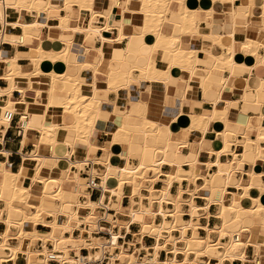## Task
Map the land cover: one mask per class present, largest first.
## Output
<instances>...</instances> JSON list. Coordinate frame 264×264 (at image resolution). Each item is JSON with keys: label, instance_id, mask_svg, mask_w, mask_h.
<instances>
[{"label": "bare ground", "instance_id": "obj_1", "mask_svg": "<svg viewBox=\"0 0 264 264\" xmlns=\"http://www.w3.org/2000/svg\"><path fill=\"white\" fill-rule=\"evenodd\" d=\"M113 1L117 3V0ZM173 1L178 4V9L175 11L170 10ZM212 1L220 4L226 1L232 4L235 2V0ZM63 2V5H59L53 0H0V20L3 25L0 30V45L8 41L16 48L18 44L24 43L28 36L33 40L39 39L38 44L32 47L29 54L31 71H26L19 64L17 53L10 56L11 53L4 52L0 48V77L10 82L8 89H0V126H4L0 129V133L3 135L10 124V120L5 117L6 111L13 113L21 111L20 126L24 130V140L27 139L30 129L39 132L33 140V151L22 153L23 162L17 171L8 168L6 162H0V201L3 202V206H0V264H52L50 263L52 256L55 257L53 259L55 264H90L91 262L99 264H225V261L234 263L236 260H241L243 264L250 263L251 259L247 258L245 252L247 245L253 243L257 251L264 246V203L259 196L252 194L254 189H261L262 186L256 183L241 185L238 182H232L234 168L231 165L232 160L227 155H233V160H237L238 152L232 148L234 144L238 146V142L227 138V132L232 130L226 128L222 131L223 145L211 151L217 159L214 163L206 164L208 167L217 165L219 170L210 177L203 175L204 187L220 191L218 198L208 197V206L212 202L219 203L221 211L218 215L222 219L221 226L214 229L206 226L208 234L205 237L187 235L189 227L195 230L197 226L191 221L178 223L177 219L181 214L177 210L169 212L163 206L164 202H171L175 208H178V200H171L168 196L174 184L181 187L185 176L180 174L183 165L167 157L168 151L172 148L170 143L172 127L167 122L149 119L146 116L147 104L144 101L140 100L137 105V113L145 119L142 132L147 139L165 135L166 140L160 146H150L145 141L140 151L136 153L138 163L130 165L132 153L129 151V144L133 134L129 126L121 119L118 124L113 125L112 142L124 146V149L118 153L123 163L121 165L114 163L111 158L113 153L108 149L109 147L102 146L107 153L105 158L95 156L96 145L92 141V134L102 113L96 85V74L99 72L101 63L98 61L100 64H91L87 61H79V57L82 56L81 50L75 53L77 56L73 62L71 55L74 53L70 50L72 40L65 41V46L60 51L46 50L41 45L40 33L45 25L51 26V19H54L62 30H73L80 35L83 34L92 39L99 38L104 42L107 38L102 34L101 29L93 26L92 17L97 13L94 10L95 0H64ZM67 5L78 6L81 10L80 18L84 16L82 10L90 11L91 20L88 25L71 26ZM9 7L16 9L21 16L27 11L34 12L37 17L44 13L46 21L41 23L35 20L32 23H26L10 20L9 15L6 14ZM61 8L65 9L66 14L60 13ZM131 10L139 16L142 15L143 26L140 27L142 37L152 36L154 40L149 45V53L143 54L137 51V57L142 60V63L127 62L125 55L128 50L126 49L119 50L121 53L119 58L110 57L109 68L105 72L106 88L118 92L120 88H128L133 82L141 79L165 82L169 78L171 69L176 66L192 74L198 63L197 51L182 45L180 32L189 35L198 33L201 21L197 19L196 11L190 9L188 0H140L139 7ZM229 11L233 17L245 19L248 16L259 15L261 19H264V0H246L242 4L232 5ZM168 13H171L172 17L168 18ZM212 14L213 9H210L207 15ZM108 17L106 16L105 29L110 30ZM166 21L173 22L178 31L179 28L181 29L180 32L173 35L164 33L163 25ZM124 24L122 21V25L119 26L120 32ZM17 25L23 29L19 41L9 36L10 28ZM221 34L209 33L208 36H211L215 43L222 45L223 35ZM132 37L134 36L131 35L130 39ZM123 38L122 34L117 37L118 40ZM263 39L244 38L238 45L234 42L233 45L227 46L228 52L225 54L216 55L207 49L206 57L210 63L205 68L206 78L202 86L207 87L215 82L213 80L215 70L228 69L232 73L236 49H240L243 55L255 57L256 63H264ZM155 48L161 49L164 53L160 64L152 57V50ZM260 50H263L261 54ZM98 51L102 61L104 52L101 49ZM46 58L52 61H65L67 70L60 71L61 73L55 72L56 70L49 72L50 88L36 90L35 96L40 99L28 97L22 102L23 108L18 110L15 106L16 102L11 98V93L16 88H19L24 95L26 92L24 88L16 85L17 78L29 77L31 89V76L43 73L40 63ZM87 71L92 74L91 82L83 80ZM136 71L139 72L138 75L135 74ZM221 78L220 82L225 84L227 77L224 75ZM242 78L243 92L250 93L249 98L262 107V112L260 116L251 117L245 123L234 122L244 127L245 138L248 132L256 133V138L252 140L255 151L250 154L255 161H264V78L262 77L259 86L255 88L256 91L254 89L255 92L246 83L247 78L245 76ZM59 90L64 94H61ZM216 91L219 96L213 101V108L209 115H184L181 112L175 121L185 116L189 122V129L203 133L207 132L209 123L213 120H220L225 124L228 105L219 106L223 89ZM5 94L8 95V99H3ZM49 109L59 113L58 116H61V120L64 121L63 125L58 121L51 122L44 119ZM129 115L131 112L126 111L123 116ZM62 126L65 129L75 130L76 136L59 139L58 132ZM232 132L237 135L235 131ZM76 138L87 146V151L81 154L82 158L77 157L76 160H72V155L75 153L73 142ZM43 143L49 145L47 154L40 148ZM60 145L65 148L62 154L58 152ZM0 153L7 156L10 154L4 148L3 137H0ZM159 153L163 155L162 158H158ZM224 155L228 159L222 161L221 158ZM88 162L92 165L88 172L89 177L81 178L79 174L73 176L69 174L70 167L72 168L73 165L81 169ZM167 165L172 167L171 171L164 170V166ZM151 172L153 175H149ZM162 176L165 177L164 185L160 187L159 196L154 197L153 188ZM198 176L199 173H196L195 167L193 179ZM95 177L101 181L96 187L103 192L98 200H92L90 195L84 192L85 188L89 187L90 180ZM145 181L150 182L148 186L150 193L144 196L141 188ZM230 187H233V190H229ZM229 192L232 194L230 198L227 197ZM125 195H129L128 206L122 204ZM114 196L117 197V201H114ZM253 199L257 201L255 205H244V200L252 201ZM144 200L147 201L144 202ZM155 203H158V207ZM117 215H124L127 220L123 221ZM157 216H160V221H157ZM169 216L172 218L168 219ZM256 219L258 221L255 223ZM245 221L251 224H245ZM231 223H241V230H232ZM132 224H138L139 230L133 232L135 238L129 240L126 239L122 230L126 229V233L131 232ZM38 225L47 227V233L41 234ZM254 226L262 233L259 240H243L242 231H250ZM212 230L217 233L216 239L210 235ZM146 235L154 239L150 245L144 243L143 239ZM227 237H229L228 241L221 242ZM179 255L182 257L180 258Z\"/></svg>", "mask_w": 264, "mask_h": 264}, {"label": "crops", "instance_id": "obj_2", "mask_svg": "<svg viewBox=\"0 0 264 264\" xmlns=\"http://www.w3.org/2000/svg\"><path fill=\"white\" fill-rule=\"evenodd\" d=\"M53 1L59 5L64 4V0ZM245 1L246 0H235L234 4L226 1L220 4L215 3L212 0H188L190 9L196 11L195 15L197 19L201 21L200 27L197 31L198 33L194 35H189L187 33L181 34V29L179 28L178 31L177 26L171 21H166L164 23L163 32L167 35H173L180 32L182 45L187 49L190 48L197 51L198 63L194 72L191 74L176 66L171 69L169 78L165 82L141 79L138 82H133L128 88H120L118 92L110 91L106 88L107 79L105 72L109 68L110 57L117 59L121 56L119 50L126 49L128 50V53L125 55L127 62L135 63L137 61L138 63H142V60L137 57V51H140L143 54L149 53V45L154 40L152 36L142 37V29L140 28L143 26L142 15L139 16V14H135L131 10L139 7L140 0H117V3H114L113 0H95L94 10L97 11V13L92 17L93 26L102 30V34L107 38L105 42L99 38L92 39L83 34L80 35L73 30H62L57 26V22L54 19H51L52 21L50 20L52 23L49 21L51 26L45 25L40 33L41 45L46 50L60 51L65 46L64 44L66 42L72 40L70 46L71 52L74 53L71 55L72 60L76 59L75 57L77 55L75 53L81 50L82 56L79 57V61H87V63L91 64L101 63H99V72L96 74V85L98 89V98L101 100L102 113L92 134V141L96 145L94 154L97 158H105L107 153L104 151L103 147H109L108 149L113 153L111 158H113L112 160L114 163H117L118 165L123 163V159L118 157V153L120 150L124 149V146L120 143L113 144L112 142L113 125L118 124L121 119L129 126V129L133 134L129 144V151L132 153L131 159H138L136 153L140 151L142 144L145 141L150 146H160L162 142L166 140L165 135L160 138L151 137L147 139L142 132L145 119L137 113V105L140 100L147 104L146 116L149 119L167 122L172 127L170 137L172 148L168 151L167 157L174 159L176 162L183 165L180 174L184 175L185 179L182 181L181 187L178 184H174L168 196L171 200H178V208H175V205L171 202H164L163 206L169 212L177 210L181 214L177 219L178 223L191 221L193 225L197 226V229L195 230L192 227H189L187 235L194 234L196 236L205 237L208 234L206 226L214 229L222 224V219L219 218L218 215L221 211L220 204L212 202L208 206V197L216 199L220 196V191L204 187L203 175L210 177L219 170L217 165L208 167L206 164L208 162L214 163L216 161L217 157L215 154H211V151L218 149L223 145L222 131L226 128L237 133V135H235L232 131L227 132L228 139L238 142V146L235 144L232 145L234 151L238 150L237 160H233V155H227V157L232 160L231 165L234 168L232 182H238L241 185L256 183L258 186H262L261 189H254L252 194L259 196L264 203V161H255L253 155L250 154V152L255 151V145L252 140L256 138V133L248 132L246 135L247 138H245L243 135L245 132L244 127L239 126L238 123L234 122L240 121L245 123L251 117L260 116L259 114L262 112V107L251 101L249 98V92H243L244 81L242 77L245 76L247 78L246 83L254 91L264 78V63H256V60L254 61L255 57L251 55H243L240 49H236L237 53L235 56V63L232 67V73L228 69L223 71L215 70V78H213L215 82L207 87L202 86V82L206 78L205 68H207L210 63L206 57L207 49L212 53L214 52L213 54L216 55L225 54L228 52L226 51L227 46L233 45L234 42L238 45V43H241L244 38L247 37L264 38V19H261L259 15H254L253 17L248 16L245 19H243V17H233L231 15L229 8L232 5L236 6ZM177 9L178 4L173 1L170 5V10L175 11ZM210 9H213V14L211 16L207 15V12ZM67 11L70 13L69 23L71 26L80 24L81 26H86L91 20V12L88 10H82L84 16L80 18L81 10L78 6L67 5ZM60 13L62 15L66 14L65 9L61 8ZM6 14L9 15L10 20H20L26 23H32L35 20L41 23L46 21L44 13L37 17L34 12L27 11L21 16L17 13V10L12 7L7 8ZM170 14L171 13H168V18L172 17ZM106 16H109L108 23L110 25V30L105 29V23L107 22ZM122 21H124L125 24L120 32L119 26L122 25ZM2 28L3 25L0 20V30H2ZM22 33L23 29L20 26H12L10 28L9 36L11 39L19 41ZM209 33H222L223 46L215 43L212 40L213 38L208 36ZM120 34L124 35V38L118 40L117 37H119ZM131 35L134 37L130 39ZM38 42L39 39L33 40L28 36L24 43H20L24 46H19L20 44H18L15 48L10 42L6 41L1 43L0 48L4 52L11 53L10 56L17 53L19 56V64H21L26 71H31L32 67L30 65L31 60L29 54L31 53L32 47L36 46ZM215 46L217 47L215 48ZM15 49H17V51ZM100 49L104 52L102 61H100V51H98ZM262 51L263 50H260V54ZM163 56L164 53H162L161 49L155 48L152 50V57L158 62V64L161 63V58L163 59ZM253 62H255V64ZM57 65H59L58 67L60 68H58ZM66 65L67 64L63 60L52 61L47 58L43 59L40 63V68L43 73L31 76V89L29 88V77L17 78L16 85L24 88L26 93L24 95L19 88L12 91L11 98L16 102V108L21 110L23 108L22 102L26 101L28 97L40 99L35 96L36 90H48L50 88L51 77L48 73L55 70V72L58 73L64 72L67 70ZM249 70L251 71L249 72ZM85 74L83 80L91 82L92 74L89 71L85 72ZM135 74L138 75L139 72L136 71ZM224 75L227 77L226 83L222 84L220 81H222L221 77ZM9 87V80L0 77V89H8ZM221 88L223 89V92L221 93L222 101L219 102V106L225 107L228 105L227 122L225 124L223 121L213 120L209 123L207 132L203 133L199 130L189 129V122L185 116L180 120L175 121L181 112L184 115H209L213 108V101L219 96L216 90H220ZM59 92L64 94L60 90ZM3 97V99H8L7 94ZM227 102H229V104H226ZM224 104L225 106H223ZM126 111L131 112V115L124 117L123 115ZM16 114L18 115H16L14 121L9 124L7 128L8 130L6 129L7 135L12 136L13 138L18 132L16 128L21 127L20 121L22 120L21 111L16 112ZM58 115V112L49 109L48 114L44 119L51 122L58 121L63 125L64 121L61 120V116ZM2 127L4 126H0V129H2ZM38 134L39 132L37 130L30 129L27 139L24 140L25 135L22 128L20 137H15L12 141L4 142V148L9 151L10 154L8 156L5 154L0 156V162H6L8 168L17 171L19 165L23 162L22 153L33 151V140ZM3 135L0 133V137H3ZM74 135L76 136L75 130L65 129L63 126L58 132L59 139L62 137L71 138ZM73 144L75 147V153L72 155V160H76L77 157L82 158L81 154H84V152L86 153L87 146L80 141L79 138H76ZM40 148L45 154H47L49 145L43 143ZM64 151L65 148L60 145L58 147V152L62 154ZM162 157L163 155L159 153L158 158ZM225 157V155L222 156L221 160L225 161L228 159ZM131 159L129 161L130 165H136L138 163V160L134 163L132 162L134 160ZM10 162H13L12 167L9 165ZM89 163L90 162L84 164L81 169L73 165L72 168L70 167L69 174L71 176L79 174L81 178L89 177L88 172L92 167L91 163ZM88 164L89 166H87ZM195 167L196 173H199V176L193 179ZM164 170L171 171L172 167L170 165L164 166ZM149 175H153V173L151 172ZM187 177H190V179H187ZM163 179H165L164 176L156 181V185L152 191L154 197L159 196L160 187L164 185ZM100 182L99 179L98 183ZM149 185V181L143 183L141 193L144 196L150 193ZM229 190H233V187H230ZM84 192L89 194L92 200L100 199L103 193L102 190L101 192H92L89 187L85 188ZM231 195L230 192L227 193L228 198H230ZM82 199H84V197ZM113 199L114 201H117L116 196H114ZM146 201L147 200H144V202ZM256 202L255 199L252 201L244 200V205L253 206ZM129 203V195H125L122 204L123 206H128ZM155 206L158 207V203H155ZM117 217L123 221L127 220V217L124 215H117ZM157 217V221H160V216ZM171 218V216L168 217V219ZM257 221L258 219L254 220L255 223ZM245 224L249 225L251 223L245 221ZM231 227L234 231L241 230V223H231ZM38 229L43 235L47 233V227H44L43 225H38ZM138 230L139 225L132 224L131 232L126 233V229H123L122 231L125 233L126 239L130 240L135 238L133 232ZM175 234H177V232H175ZM260 234L262 233H260L257 227L254 226L250 231H242L241 238L246 241L259 240ZM210 235L213 239L217 238V233L213 230ZM235 237H237V235ZM228 239L229 237L225 238V240H221V242H226ZM143 240L144 243L149 245L154 241L149 235L144 236ZM245 252L247 258L251 259V262L247 264H264V246H261L257 251L254 244L249 243ZM179 257L181 258L182 256L179 255ZM225 264L243 263L241 260H236L234 263L225 261Z\"/></svg>", "mask_w": 264, "mask_h": 264}, {"label": "built area", "instance_id": "obj_3", "mask_svg": "<svg viewBox=\"0 0 264 264\" xmlns=\"http://www.w3.org/2000/svg\"><path fill=\"white\" fill-rule=\"evenodd\" d=\"M19 46H24V45H23V44H20ZM0 111H1V109H0ZM16 115H18V114L13 113V112H10V111H6V113H5V117H6L8 120H10V124L14 121ZM16 129L18 130V132L16 133L15 137H20V135H21V129H22V128L19 127V128H16ZM7 130H8V129H7ZM15 137H14V138H15ZM3 138H4V142H5V141H12V140H14V138H13L12 136H8V135H7V131H6V133L3 135ZM0 156H3V154L0 153ZM10 166H11V167L13 166V162H10ZM87 166H89V164H88ZM98 181H99V179H98L97 177H95L94 179H91V180H90V183H89V189H90L92 192H95V191H97V192H101V190H100L98 187H96ZM54 258H55V257H53V256L51 257L50 263L55 264V262L53 261ZM90 264H99V263H97V262H91Z\"/></svg>", "mask_w": 264, "mask_h": 264}, {"label": "rangeland", "instance_id": "obj_4", "mask_svg": "<svg viewBox=\"0 0 264 264\" xmlns=\"http://www.w3.org/2000/svg\"><path fill=\"white\" fill-rule=\"evenodd\" d=\"M131 160H134V161H132V162H136V159H131ZM0 206H3V202L2 201H0ZM150 242V241H149ZM84 252H86V251H84Z\"/></svg>", "mask_w": 264, "mask_h": 264}]
</instances>
